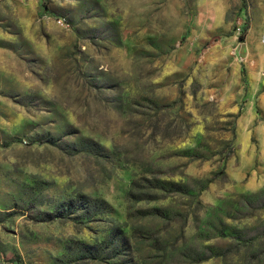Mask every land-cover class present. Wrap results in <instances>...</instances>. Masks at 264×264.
Masks as SVG:
<instances>
[{
	"label": "rangeland",
	"instance_id": "374dc122",
	"mask_svg": "<svg viewBox=\"0 0 264 264\" xmlns=\"http://www.w3.org/2000/svg\"><path fill=\"white\" fill-rule=\"evenodd\" d=\"M263 40L264 0H0V264H264Z\"/></svg>",
	"mask_w": 264,
	"mask_h": 264
},
{
	"label": "built area",
	"instance_id": "2783aa9c",
	"mask_svg": "<svg viewBox=\"0 0 264 264\" xmlns=\"http://www.w3.org/2000/svg\"><path fill=\"white\" fill-rule=\"evenodd\" d=\"M55 23L58 25H61V22L59 20H55ZM263 42H264V40H263Z\"/></svg>",
	"mask_w": 264,
	"mask_h": 264
}]
</instances>
